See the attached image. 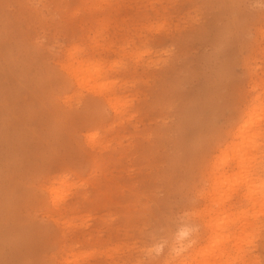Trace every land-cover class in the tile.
<instances>
[{
    "label": "rangeland",
    "instance_id": "obj_1",
    "mask_svg": "<svg viewBox=\"0 0 264 264\" xmlns=\"http://www.w3.org/2000/svg\"><path fill=\"white\" fill-rule=\"evenodd\" d=\"M75 45L106 60L129 119L103 102L92 112L87 101L98 96L65 80L55 55ZM256 96L264 0H0V264H159L158 243L178 241L184 227L196 240L182 261L264 264V215L249 217L243 241L231 238L230 257L201 256L221 234L207 209L224 207L215 221L253 210L240 197L214 205L204 192L230 121ZM182 145L194 149L179 156V177L161 175ZM62 175L54 187L69 212L46 190ZM231 222L227 234L238 236L242 223Z\"/></svg>",
    "mask_w": 264,
    "mask_h": 264
},
{
    "label": "bare ground",
    "instance_id": "obj_2",
    "mask_svg": "<svg viewBox=\"0 0 264 264\" xmlns=\"http://www.w3.org/2000/svg\"><path fill=\"white\" fill-rule=\"evenodd\" d=\"M80 2L84 3L85 0H80ZM96 7L97 5L92 2L88 9H90L89 11L93 12L94 8ZM78 8L79 6H77L76 9ZM75 15L77 14L75 13ZM84 22L87 23V20H84ZM71 23L74 26V23ZM72 50H70V53L66 59H64V56L61 54L55 55V64L58 66L60 71L64 73L65 80L72 83L77 88L85 87L88 90H91L92 94L98 96L95 98V100L87 101V105L91 107L92 112H98L99 107L95 106L100 105V103L103 102V108L105 106L112 108L114 119L119 121H122L125 118L129 119V115L131 114L128 111L129 105H127L129 100L123 98L124 95L120 94V89H117L115 86L116 81L109 78V70L106 65V60L99 58L94 59L93 61L92 57L94 54L92 53H88L87 55V53L84 54L83 52V54L79 55L81 49H79L76 45L72 48ZM113 66L114 65H111L110 68L113 69ZM107 79H109L108 82H105ZM255 101L256 103L251 105V108L241 110L238 115V121H230V123L233 122L230 124V126H233V124H237V126H234V131L229 133L226 143H224V146L222 145L218 150L219 153L216 155V157L219 158L220 163H212L208 168H206L208 174L207 181L211 182L209 186L212 188L211 193L209 190L204 192V198H206L205 196L211 195L210 198L212 197L213 199L209 200H213L215 202L214 205L222 207L228 203L230 204L233 201V198L240 197L242 199L251 201L250 203H252V206L250 208L253 210H251L248 215L247 211H244L240 215H235V217L233 216V218H231L233 213H231V210H223L224 212L222 211L221 217H218V219H216L217 221H215L212 218V211H215L217 210L216 208L220 207H215L213 210L211 208L207 209V214L211 215L208 224L212 225V222L218 223L217 227L221 234L215 233V235L213 234V236H211L209 246H207L206 249H203L207 251H201V256L206 254L211 255L214 258H219L222 261L225 260L226 257L224 259L223 257L227 255V243L233 241L232 239H234V241L230 242V244L237 242V240L243 241L245 235L244 226H249L250 230L252 231L254 229H251V226H253V217L255 222L257 221L256 219H261L264 215V114H257L258 110L263 106L264 98L261 96H256ZM96 137V133H92L90 135L92 140H94ZM238 139L241 140L239 141ZM101 144H103L102 141L98 143V145ZM180 147L181 146H179V149L175 150L174 165H172V159H170L168 163H166V167L162 168L163 170L161 175L164 173L165 177L167 178H170L171 175L176 178L179 177L180 173L177 172L179 169L180 157L188 154L187 152L190 148L192 150L194 149V147H190L186 151L184 145H182V148ZM100 163V160L97 158L94 162V166L99 167V165H101ZM67 178L68 177L66 175H62L57 180H52L48 186L46 185V190L53 194V204L55 206L61 207L60 212H69L73 208L72 203L57 202L60 192L59 187H54V184L63 183ZM223 208L220 209L222 210ZM250 216H253L251 220L249 218ZM241 217L243 218L241 219ZM227 218H231L229 222L226 221ZM212 219L214 221H212ZM231 221L233 223L241 221L242 223L244 230L238 228L241 231H238L237 233L236 229V234H238V236L232 237V235L227 234L232 231L231 224H229ZM177 231L180 240L178 239L176 242L160 241L158 243L154 254L155 263L198 264L195 262L197 257L196 254H192L190 256V262L181 260V257L184 255L183 251L187 249L190 244L193 245V243H195L196 235L191 234V230L187 227L177 229ZM233 231L235 232V229ZM223 233H225V235ZM189 235L190 238L188 241L185 244H182L181 239ZM233 246L234 249L237 247L236 249L239 252L243 250L242 245L240 246L238 243H235ZM230 255L231 254L229 253V257ZM220 264L223 263L221 262Z\"/></svg>",
    "mask_w": 264,
    "mask_h": 264
},
{
    "label": "snow or ice",
    "instance_id": "obj_3",
    "mask_svg": "<svg viewBox=\"0 0 264 264\" xmlns=\"http://www.w3.org/2000/svg\"><path fill=\"white\" fill-rule=\"evenodd\" d=\"M39 187H40V184L38 183V184H37V188H39Z\"/></svg>",
    "mask_w": 264,
    "mask_h": 264
}]
</instances>
